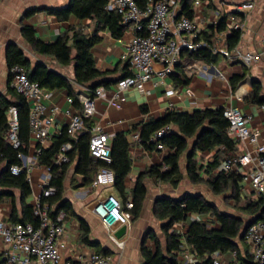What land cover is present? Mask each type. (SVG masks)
<instances>
[{
    "label": "crops",
    "instance_id": "0c3cea01",
    "mask_svg": "<svg viewBox=\"0 0 264 264\" xmlns=\"http://www.w3.org/2000/svg\"><path fill=\"white\" fill-rule=\"evenodd\" d=\"M68 2L69 0H0V96L8 101H14L11 93L13 90L10 88V70L6 65L5 58L6 47L10 44L18 46L33 64L35 62L44 63L50 70L67 78L71 82L74 91V98H72L64 89L46 90L48 92L47 106L57 108L54 125L42 143L33 141L29 135V144L24 154L31 161L28 174L31 195L26 198L25 203L32 208L40 194L42 175L47 172L46 167L38 165L36 154L39 153V149H48L52 145L54 136L58 135L62 129H66L69 121L68 111L72 115L80 114L83 108L81 100L88 97L94 98L89 94V88L78 86L73 82V65L61 67L49 58L36 55L21 35L22 26L32 27L37 38L44 43L54 42L70 28L82 27L85 32L91 33L93 23L90 21L78 20L74 16H70L67 21L60 22L54 15L47 14V9L62 10ZM181 2L182 0H179L175 8L177 18L186 17L181 13ZM247 2L253 4L252 10L245 15H237L233 12L235 5ZM191 12L192 18L190 20L195 25L197 41L204 42L203 36H210L212 48H226L228 51V37L233 32H239L240 38L236 48L232 52L228 51V57L217 54L218 61L216 64L207 65L203 63L204 73L186 74L182 69L184 78L188 80L186 85H177L170 75L163 79L154 75L144 85L145 95H139L133 88L125 90L121 94L120 107L116 108L110 105L107 100L111 97V92L115 90L116 82L123 78L126 72L130 73L128 63L122 60V57L125 55L127 45L135 33L131 29L125 28L123 36L120 39H115L107 31L100 32L98 35L102 40L91 50L96 69L108 72L110 75L107 79L112 83L107 88L102 87L105 89L104 98L93 100L95 112L92 118H84V132L89 131L90 136L93 127H100L109 138L110 148L112 140L117 134L123 133L126 135L130 144L129 157L132 163L130 173L125 180L126 194L130 193L134 182L141 174L153 166L162 164L167 156L165 147L163 151H158L155 148L152 152H149L144 149L140 142L134 141L133 136L135 134L139 135L143 125L151 120L163 118L168 112L192 114L195 111L204 109L236 108L246 118V126L250 130L254 129L260 132V143L264 145V106L260 107L244 102V97L252 89L253 81H258L264 92V48L262 45L264 0L196 1L191 7ZM231 18H234V20ZM232 21L242 23V30L233 31ZM219 26L222 27L221 30H218ZM235 52L255 53L260 56V60L247 68L235 57ZM154 69L158 71L161 66L155 64ZM241 76H244V78L236 82V79ZM233 84L235 86L234 90L232 89ZM68 99L72 100V104L68 102ZM73 100L76 103L75 105ZM245 150H251V147L246 143L236 142V150L233 154L222 153L220 165L225 158ZM215 153L213 151L198 154L200 163L206 164L212 161L216 155ZM90 159L97 162L91 157ZM75 166V163H73L68 167L62 199L70 203L76 217L66 216L60 211L65 216L64 230L59 242L60 255L63 260L73 259L78 255L92 252L101 254V251L107 250L108 256L111 258L110 264H143L142 246L144 245L152 252L155 251L150 236H155L161 246L163 248L165 246V237L162 232L164 222L158 221L153 214L155 201L160 198L177 199L185 193L201 194L205 197L203 192L197 191V186H193L187 181L185 175L183 181L176 188H172L165 183L145 179L144 185L147 193L140 217L135 221L130 220L128 226L114 225L113 232L110 233L102 220L92 214V210L99 198H104L110 193L119 197L114 186L108 190L102 187H93L92 183L90 186H81V177L75 175ZM180 166L182 173L185 174L184 159L180 161ZM235 172L241 174L244 170ZM187 187L189 188L187 189ZM206 189L207 194L209 192ZM1 194L3 196H0V222L12 224L10 216L13 205H15L17 214L19 216L21 214L20 193L17 190H3L0 188ZM255 195L250 187L242 181L240 196L243 201L254 198ZM129 196L127 202L131 201ZM42 202L50 207L51 217L60 213L57 212L56 205L50 206L46 199ZM78 219L83 220L89 228L91 246H87L81 241V229ZM194 221H201L210 226L207 222V216L189 215L186 221L174 224L169 233H175L183 237L189 225ZM110 236L114 237V242L110 240ZM182 244L181 251L177 253L178 263L187 264L191 261L201 264L198 257L185 245L183 238ZM7 249L8 247L0 240V261H2ZM231 253L218 252L217 254H224V259L233 260L234 256ZM235 253L239 262L248 260L246 241L239 244V252Z\"/></svg>",
    "mask_w": 264,
    "mask_h": 264
},
{
    "label": "trees",
    "instance_id": "16d2710c",
    "mask_svg": "<svg viewBox=\"0 0 264 264\" xmlns=\"http://www.w3.org/2000/svg\"><path fill=\"white\" fill-rule=\"evenodd\" d=\"M151 1L137 0L140 9H145ZM196 1L208 0H182L181 13L188 19L192 18L191 7ZM105 0H69L62 10L47 9L49 15H54L60 22L67 21L70 16L78 20H86L93 23V31L87 33L84 28H70L60 35L52 43L40 41L34 29L22 26L21 35L32 51L41 57L55 61L61 67L73 65V82L78 86H85L91 92L98 87L107 88L112 82L108 80L110 75L106 71L96 69L91 50L101 42L100 32L107 31L111 37L120 39L125 27L121 24L120 17L114 13L104 10ZM222 27L219 26L218 30ZM240 33L233 32L227 39V48L232 52L239 41ZM211 37L203 36L208 47L200 48L193 57L201 60L207 65H214L218 61V55L211 51ZM6 65L10 70L19 65L24 68L28 79L37 83L47 91L64 89L68 95L74 98L71 82L64 76L50 70L44 63L29 61L18 46L10 44L5 52ZM126 72L123 77L128 76ZM177 85H186L188 80L184 78L181 65H176L170 74ZM244 76L237 78L241 81ZM232 89H235L233 84ZM14 101H8L0 96V188L3 190H17L20 193L21 214H17L15 205L10 216V222L30 223L38 226V219L34 216L32 207L25 203L26 198L31 195L28 174L24 170L18 176H12L9 168L20 165L18 151L13 150L5 140L8 125L6 122V111L15 106L18 109L19 138L24 145L21 152L26 153L29 144L28 114L29 105L25 99L11 91ZM244 102L256 106H264V92L258 81L252 82L251 91L244 97ZM74 105L76 104L73 100ZM223 108L204 109L192 114L168 112L163 118L151 120L143 125L139 131L140 143L149 152H152L158 144H162L167 150V156L162 164L156 165L141 174L134 182L129 194L125 192V180L131 170V159L129 157V142L125 134H117L111 143V163L104 165L102 162H93L89 154V131L83 132L76 140L70 139L66 129L54 136L52 145L44 150L39 149L36 154L39 166L49 169L51 176L50 186L56 189L53 197L46 199L47 203L57 206V212L62 211L66 216L76 217L69 202L62 199L64 193V181L68 167L75 163V175L81 177V186H90L97 171L108 168L114 176V189L122 203L131 198L133 208L130 211L131 221L137 220L142 212L146 197L145 179L154 182L165 183L176 188L185 178L193 186H205L208 192L215 197H224L233 201L234 208L247 217L242 218L218 210L217 206L210 203L201 194L185 193L180 198H160L153 206L155 218L164 222L162 232L165 237V246H161L155 236H150L155 251L152 252L144 245L141 248L143 264H179L177 253L181 251L182 238L186 246L198 257L201 264H210V256L214 253L239 252V244L245 241V232L248 224L262 222L264 224V195L256 194L245 202L240 196L242 175L237 172L226 173L219 169L222 153L233 154L236 150V142L228 136V122L223 116ZM166 126H172L173 130L157 141L153 136ZM71 144V150L67 153L70 163L68 165L56 166L53 164L54 157L60 148ZM215 151L213 160L206 164L200 163L198 154ZM184 159V171L180 161ZM1 197L3 194L0 195ZM243 203L242 206H239ZM189 215L207 216L208 224L201 221L192 222L186 233L179 236L169 233L170 228L180 222L186 221ZM81 229V241L87 246L89 242V228L87 224L78 219ZM108 256L107 250L100 252Z\"/></svg>",
    "mask_w": 264,
    "mask_h": 264
},
{
    "label": "built area",
    "instance_id": "2783aa9c",
    "mask_svg": "<svg viewBox=\"0 0 264 264\" xmlns=\"http://www.w3.org/2000/svg\"><path fill=\"white\" fill-rule=\"evenodd\" d=\"M104 10L120 17L121 24L126 29H131L135 35L127 45V51L122 57L129 66V75L119 79L115 84V90L111 92L110 105L120 107L122 92L135 89L139 95H145L144 85L154 75L161 79L169 76L176 65H181L186 74L204 73L203 62L195 59V54L200 48L208 47L205 42H199L195 36V25L187 17H176L175 8L179 0L151 1L145 9H140L137 0H105ZM226 7V6H225ZM253 9L252 3H242L233 7L237 15H245ZM234 20V18H231ZM232 30L241 31L243 24L232 21ZM264 48V36L262 37ZM214 54L229 56L226 48H212ZM242 64L250 68L260 60V56L251 52H235ZM161 69L155 71L154 65ZM10 88L22 96L29 105L28 126L30 138L42 143L48 136L49 130L54 125V117L57 108L48 107V92L37 83L28 79L23 67L16 65L10 69ZM81 100L82 113L71 114L66 133L70 139L76 140L85 131L84 118L90 119L94 115L93 100L104 98L105 89L100 87ZM72 104V100L68 99ZM223 116L228 122V136L235 142L246 143L251 150L235 153L225 158L220 170L230 173L244 170L242 181L246 183L255 194L264 195V145L260 143L261 134L258 130H250L246 126V118L236 108L224 109ZM8 125L5 140L10 147L18 151L20 165L9 168L12 176L20 175L24 170L29 174L31 161L21 152L24 148L19 138L18 109L11 106L6 111ZM173 130L172 126L156 132L153 140L164 138ZM133 140L140 142L139 135L135 134ZM89 154L95 161H101L104 165L111 163V148L108 136L96 126L91 129L89 139ZM158 151H163L164 146L158 144ZM71 150V144L67 143L60 148L54 157L56 166L68 165L70 159L67 153ZM39 152V151H38ZM51 176L49 169L42 175L40 182V194L32 208L33 214L38 219V226L30 223L5 224L0 222V240L8 247L0 264H110V256L88 253L78 255L69 260H63L60 255V238L63 234L65 216L62 212L51 217L50 207L43 203L44 199L53 197L56 189L50 186ZM29 181V178H28ZM93 187L111 189L114 186L113 173L106 167H102L96 173L92 182ZM133 208L131 201L122 203L115 194L110 193L104 198H99L93 207L92 214L102 220L108 232L112 233L114 225L128 226L131 220L130 211ZM111 241H115L110 236ZM245 241L248 247V260L239 262L236 253L232 252L233 260L224 259V254H212L210 264H264V224L256 222L250 225L245 232ZM187 264H200L188 262Z\"/></svg>",
    "mask_w": 264,
    "mask_h": 264
},
{
    "label": "rangeland",
    "instance_id": "374dc122",
    "mask_svg": "<svg viewBox=\"0 0 264 264\" xmlns=\"http://www.w3.org/2000/svg\"><path fill=\"white\" fill-rule=\"evenodd\" d=\"M188 188L189 187H187V189ZM196 189H197V191L203 192L205 197H206V199H208V201H210L211 203L216 204L219 211L226 212V213L238 216V217L242 218L244 221L247 220L246 216H244L241 212H239L237 209L234 208L235 204L233 203V201L227 200L224 197L212 196L210 193L206 194V191H205L206 187L203 186V185L197 186ZM242 204L243 203H240L239 206H242Z\"/></svg>",
    "mask_w": 264,
    "mask_h": 264
},
{
    "label": "water",
    "instance_id": "95a60500",
    "mask_svg": "<svg viewBox=\"0 0 264 264\" xmlns=\"http://www.w3.org/2000/svg\"><path fill=\"white\" fill-rule=\"evenodd\" d=\"M253 224V223H252ZM250 225L248 224V227H249Z\"/></svg>",
    "mask_w": 264,
    "mask_h": 264
}]
</instances>
